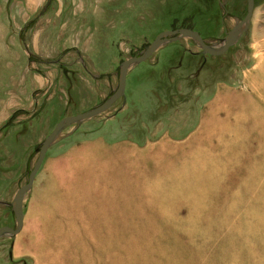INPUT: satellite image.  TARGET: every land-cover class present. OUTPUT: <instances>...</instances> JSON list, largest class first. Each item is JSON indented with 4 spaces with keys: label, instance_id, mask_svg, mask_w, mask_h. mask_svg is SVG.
Returning a JSON list of instances; mask_svg holds the SVG:
<instances>
[{
    "label": "rangeland",
    "instance_id": "1",
    "mask_svg": "<svg viewBox=\"0 0 264 264\" xmlns=\"http://www.w3.org/2000/svg\"><path fill=\"white\" fill-rule=\"evenodd\" d=\"M247 11L248 0H0V108L30 104L9 105L0 125L3 189L2 167L27 160L0 228L16 229L14 196L55 126L108 99L123 62L180 29L221 49ZM237 38L222 56L165 43L110 110L65 128L0 264H264V0ZM25 64L39 80L12 84Z\"/></svg>",
    "mask_w": 264,
    "mask_h": 264
},
{
    "label": "water",
    "instance_id": "2",
    "mask_svg": "<svg viewBox=\"0 0 264 264\" xmlns=\"http://www.w3.org/2000/svg\"><path fill=\"white\" fill-rule=\"evenodd\" d=\"M254 8L255 0H248V11L246 17L228 34L227 40L221 49H216L214 47L209 46L207 42L203 39V37L200 35V33L195 30L180 29L163 32L154 40V42L149 46L146 52H144L138 57H133L123 62L120 68V81L114 93L93 110L82 114L69 116L61 120L55 126L53 132L49 135V137L44 141L40 149L39 157L34 165V168L30 173L28 183L19 189L14 198V203L12 207L17 227L16 229H13L11 227L0 228V239L5 235H18L22 231L24 226V201L26 194L29 190L32 189L35 179L46 158V155L51 145L59 136V134L65 128L73 124L91 120L110 110L114 106V104L125 95L129 70L133 66L149 60L165 43L184 38H192L193 40H195L202 48L204 54H209L212 56H222L237 42L238 34L249 26L254 13Z\"/></svg>",
    "mask_w": 264,
    "mask_h": 264
},
{
    "label": "crops",
    "instance_id": "3",
    "mask_svg": "<svg viewBox=\"0 0 264 264\" xmlns=\"http://www.w3.org/2000/svg\"><path fill=\"white\" fill-rule=\"evenodd\" d=\"M7 33H9L8 31H7ZM10 34V33H9ZM11 34H12V31H11ZM13 39V38H12ZM7 42V41H6ZM9 44V43H8ZM20 44H21V46H22V49H23V51H24V53H25V55H26V57H27V53H26V49H25V46H24V44H23V42H21V40H20ZM39 52H41L40 50H39ZM38 53V52H37ZM10 64V63H9ZM11 65L12 64H10V65H8V69H13L14 67H12L11 68ZM21 69V70H20ZM19 72H20V74H21V76H18V82L16 81V80H12L11 82H12V84H21L22 82L24 83V79L26 80V77H29V78H31V80H33L34 82H35V80L36 79H38L39 80V77H38V75H36V74H33V73H28V64H25V65H22V66H20V68H19ZM9 76V75H8ZM11 78H14V76H11ZM44 79H46L47 80V83L49 84V83H52L53 81H52V78H49V77H45ZM26 95H27V93H26ZM26 95H24V96H26ZM10 99V101H9V105H18V107H22V106H24V105H26V104H29L28 103V97H26V98H24L23 100L21 99V100H19L18 101V99L19 98H9ZM5 103V102H4ZM3 105V106H2ZM9 105H4V104H1V108H0V125H1V123L4 121V116L7 114V110L8 109H10L9 108ZM30 105V104H29ZM13 109V108H12ZM25 159H27L26 157H25ZM3 164V163H2ZM26 164H27V160H26V162L23 164V167H22V165H21V162H17V165H15L14 166V164H11V163H8L5 167H2L3 168V170H1V173L3 174V180L2 181H7V184H6V187H5V189H3L2 187H1V185H0V204H4V203H7L6 201L7 200H9V198H12V191H14V189L13 188H11V186H14L13 184L14 183H12L11 184V182H14V181H18V180H20L21 178H22V176H23V174H22V171H23V168L24 167H26ZM38 176V175H37ZM36 179H37V177H36ZM36 179H35V182H36ZM10 182V183H9ZM35 182H34V184H35ZM15 185H16V183H15ZM17 186H18V184H17ZM16 186V187H17ZM34 186V185H33ZM19 187V186H18ZM15 196H16V194H15ZM14 196V197H15Z\"/></svg>",
    "mask_w": 264,
    "mask_h": 264
},
{
    "label": "bare ground",
    "instance_id": "4",
    "mask_svg": "<svg viewBox=\"0 0 264 264\" xmlns=\"http://www.w3.org/2000/svg\"><path fill=\"white\" fill-rule=\"evenodd\" d=\"M253 79V78H252ZM258 81H251V82H248L251 90H253V92H258L260 91V85L257 83ZM263 86V85H262ZM264 89V87H262ZM255 98L257 99V101L255 102L256 104H259L260 102L264 101V99L262 98V96H258L256 95ZM260 107V106H259ZM257 108V107H256ZM258 109V108H257ZM261 109V108H260Z\"/></svg>",
    "mask_w": 264,
    "mask_h": 264
},
{
    "label": "trees",
    "instance_id": "5",
    "mask_svg": "<svg viewBox=\"0 0 264 264\" xmlns=\"http://www.w3.org/2000/svg\"><path fill=\"white\" fill-rule=\"evenodd\" d=\"M189 29H191V28H189Z\"/></svg>",
    "mask_w": 264,
    "mask_h": 264
}]
</instances>
